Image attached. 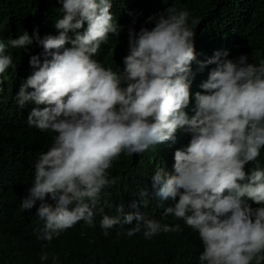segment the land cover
Segmentation results:
<instances>
[{
  "label": "clouds",
  "instance_id": "9594fccd",
  "mask_svg": "<svg viewBox=\"0 0 264 264\" xmlns=\"http://www.w3.org/2000/svg\"><path fill=\"white\" fill-rule=\"evenodd\" d=\"M190 12L167 0H0V146L17 142L30 177L20 206L34 208L43 250L82 227L165 244L187 225L203 245L194 264H264L253 16L205 50L215 27Z\"/></svg>",
  "mask_w": 264,
  "mask_h": 264
},
{
  "label": "trees",
  "instance_id": "16d2710c",
  "mask_svg": "<svg viewBox=\"0 0 264 264\" xmlns=\"http://www.w3.org/2000/svg\"><path fill=\"white\" fill-rule=\"evenodd\" d=\"M180 1L191 10V16L205 15L215 29L208 34L205 50L220 47L225 33L233 24H242L253 16L245 40L256 45L254 53L264 59V0H167ZM17 142L0 146V179L5 182L6 194L0 197V264H194L198 251H203L198 231L182 225L181 239L173 243L145 239L142 232L128 236L120 226L109 229L107 237L92 227H82L67 233L43 250L35 238L36 222L30 211L21 208L18 197L21 188L30 177L16 165ZM131 227H124L129 229ZM117 232H120L117 235ZM166 244L186 248L188 253L180 260L178 254L166 249ZM188 244L190 248L188 247ZM48 259L42 261L41 255Z\"/></svg>",
  "mask_w": 264,
  "mask_h": 264
}]
</instances>
